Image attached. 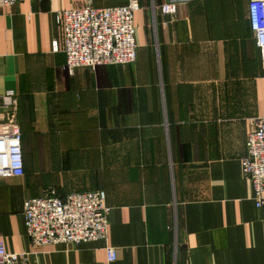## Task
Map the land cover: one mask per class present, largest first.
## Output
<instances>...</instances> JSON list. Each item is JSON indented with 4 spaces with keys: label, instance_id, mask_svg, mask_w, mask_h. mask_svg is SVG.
Instances as JSON below:
<instances>
[{
    "label": "crops",
    "instance_id": "crops-1",
    "mask_svg": "<svg viewBox=\"0 0 264 264\" xmlns=\"http://www.w3.org/2000/svg\"><path fill=\"white\" fill-rule=\"evenodd\" d=\"M165 1L140 0L135 63L74 74L56 14L86 0L0 7V98L15 99L0 123L19 122L25 163L23 177L0 179L8 252H31L35 264H264V208L242 169L264 118L249 0H195L162 15ZM50 189L104 191L108 238L33 248L23 203Z\"/></svg>",
    "mask_w": 264,
    "mask_h": 264
},
{
    "label": "built area",
    "instance_id": "built-area-1",
    "mask_svg": "<svg viewBox=\"0 0 264 264\" xmlns=\"http://www.w3.org/2000/svg\"><path fill=\"white\" fill-rule=\"evenodd\" d=\"M19 1L0 0V7H11ZM195 0H166L159 10L162 15H176L179 7ZM142 9L140 0H128L124 6L96 8L86 0L81 9H69L56 14L64 29L65 69L69 74L81 67L95 70L99 66L133 64L137 60L135 15ZM248 20L253 32L264 77V0L248 1ZM54 48L57 50L56 44ZM2 111H12L15 99L0 98ZM243 174L254 188L257 208H264V118H257L246 141L242 159ZM25 163L22 132L19 122L12 118L0 123V179L23 177ZM106 193L102 190L73 192L64 196L50 189L44 195L26 199L23 216L27 236L33 248L60 244L80 245L108 238ZM171 229L178 231L177 218ZM107 259H117L116 249H106ZM31 252L10 253L0 226V264H35Z\"/></svg>",
    "mask_w": 264,
    "mask_h": 264
}]
</instances>
